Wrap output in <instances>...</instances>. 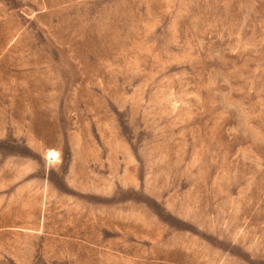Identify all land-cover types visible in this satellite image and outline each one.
<instances>
[{
  "label": "rangeland",
  "instance_id": "1",
  "mask_svg": "<svg viewBox=\"0 0 264 264\" xmlns=\"http://www.w3.org/2000/svg\"><path fill=\"white\" fill-rule=\"evenodd\" d=\"M0 264H264V0H0Z\"/></svg>",
  "mask_w": 264,
  "mask_h": 264
}]
</instances>
